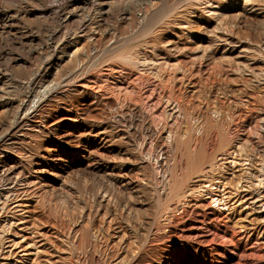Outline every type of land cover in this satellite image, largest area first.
<instances>
[{
	"label": "rangeland",
	"instance_id": "1",
	"mask_svg": "<svg viewBox=\"0 0 264 264\" xmlns=\"http://www.w3.org/2000/svg\"><path fill=\"white\" fill-rule=\"evenodd\" d=\"M263 171L264 0H0V264H264Z\"/></svg>",
	"mask_w": 264,
	"mask_h": 264
},
{
	"label": "bare ground",
	"instance_id": "2",
	"mask_svg": "<svg viewBox=\"0 0 264 264\" xmlns=\"http://www.w3.org/2000/svg\"><path fill=\"white\" fill-rule=\"evenodd\" d=\"M21 107V106H20ZM30 117V116H29ZM264 172V171H263ZM262 172V173H263ZM259 173V172H258ZM260 176V175H259ZM262 178V177H261ZM14 179V178H13ZM262 183V182H261ZM264 184V183H263ZM212 185V184H211ZM213 186V185H212ZM215 187V186H214ZM23 189V188H22ZM8 195H10V194H8ZM11 196V195H10ZM14 196V195H13ZM217 203V202H216ZM224 207V206H223ZM226 209V208H225ZM7 226V225H6ZM23 228V227H22ZM6 229V228H5ZM20 229V228H19ZM24 229V228H23ZM1 231H4V230H1ZM20 231H21V229H20ZM9 232H10V230H9ZM2 237V236H1ZM18 244V243H17ZM2 245V244H1ZM9 253V252H8ZM11 254V253H10ZM34 254V253H33Z\"/></svg>",
	"mask_w": 264,
	"mask_h": 264
}]
</instances>
